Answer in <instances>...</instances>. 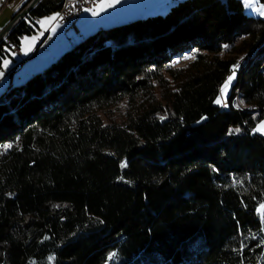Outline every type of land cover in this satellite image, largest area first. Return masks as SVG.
I'll return each mask as SVG.
<instances>
[{
	"label": "trees",
	"instance_id": "obj_1",
	"mask_svg": "<svg viewBox=\"0 0 264 264\" xmlns=\"http://www.w3.org/2000/svg\"><path fill=\"white\" fill-rule=\"evenodd\" d=\"M63 4L41 0L5 39ZM262 121L264 19L242 0L84 36L0 94V264H264Z\"/></svg>",
	"mask_w": 264,
	"mask_h": 264
},
{
	"label": "rangeland",
	"instance_id": "obj_2",
	"mask_svg": "<svg viewBox=\"0 0 264 264\" xmlns=\"http://www.w3.org/2000/svg\"><path fill=\"white\" fill-rule=\"evenodd\" d=\"M21 1L22 0H17L14 3H9L8 7L0 12V31L11 21L14 13L20 11L19 8L26 0ZM178 1L179 0H100L95 4L94 8L82 12L78 20L79 29L84 35L89 36L100 28H110L125 24L148 15L164 14ZM242 1L247 15L264 19V0ZM19 2H21L18 7L19 11L13 10V7L15 5L17 6ZM98 3H100V6L96 7ZM58 15L59 11L40 18L26 19L27 24L32 27L33 31L29 34L23 33L19 35L17 45L5 38L26 16L5 35L0 42V44L4 42L0 52V94L5 91L9 85H21L35 73L44 71L54 60L61 57L63 53L71 48H69L70 37L77 41L81 39L83 34H79L72 29L70 24L59 23L57 21ZM53 17L55 18L53 19ZM100 24L103 26L96 28ZM73 30L79 34L78 37L74 34ZM238 42L239 38H236L235 44ZM8 43L15 45L19 49L20 55H14ZM224 51H229V46H225ZM195 56V51H187L182 56L173 59L169 67L170 69L185 67L193 62ZM243 56L238 59L236 66L241 59V62H243ZM241 62L239 64L243 65L246 61L244 63ZM165 70H168V67H166ZM237 78L238 71H235V77L229 84L227 92L223 96H220L224 99L223 103L228 102L229 107L231 103L228 97ZM234 104L235 106L245 108L240 102L239 94L235 97ZM248 110L252 112L259 111L256 107L248 108ZM261 124H264V121H262L257 128ZM260 133L264 134V132ZM6 146L7 145L4 147Z\"/></svg>",
	"mask_w": 264,
	"mask_h": 264
},
{
	"label": "built area",
	"instance_id": "obj_3",
	"mask_svg": "<svg viewBox=\"0 0 264 264\" xmlns=\"http://www.w3.org/2000/svg\"><path fill=\"white\" fill-rule=\"evenodd\" d=\"M17 0H0V12L8 7L9 3H14ZM23 1V0H22ZM21 1V2H22ZM100 0H65L62 8L59 10V15L57 21L61 24H70L72 29L77 31L79 34L80 29L78 25V20L84 10H90L94 8L95 4ZM13 7V10H18L20 3ZM14 55H20L19 49L12 43H8ZM224 99H221L223 103Z\"/></svg>",
	"mask_w": 264,
	"mask_h": 264
},
{
	"label": "water",
	"instance_id": "obj_4",
	"mask_svg": "<svg viewBox=\"0 0 264 264\" xmlns=\"http://www.w3.org/2000/svg\"><path fill=\"white\" fill-rule=\"evenodd\" d=\"M41 0H30L26 6L21 9L12 19L11 21L0 31V42L3 40L5 35L21 20L23 19L32 9L38 4ZM263 210H261V214Z\"/></svg>",
	"mask_w": 264,
	"mask_h": 264
},
{
	"label": "snow or ice",
	"instance_id": "obj_5",
	"mask_svg": "<svg viewBox=\"0 0 264 264\" xmlns=\"http://www.w3.org/2000/svg\"><path fill=\"white\" fill-rule=\"evenodd\" d=\"M55 17H53L54 19ZM227 47V46H226ZM235 77V68L233 69V74L230 75L228 78H227V81L226 83L224 84V86L221 88V95L223 96L226 92H227V89H228V86L229 84L231 83V81L234 79ZM216 103H221V99H218L216 101ZM234 131H239V129H235ZM256 131H260V132H264V124H261L257 129ZM6 147H11V145H8ZM262 210H264V205L261 206Z\"/></svg>",
	"mask_w": 264,
	"mask_h": 264
},
{
	"label": "crops",
	"instance_id": "obj_6",
	"mask_svg": "<svg viewBox=\"0 0 264 264\" xmlns=\"http://www.w3.org/2000/svg\"><path fill=\"white\" fill-rule=\"evenodd\" d=\"M101 1H102V0H101ZM99 6H100V3H98V5H97L96 7H99ZM96 7H95V8H96ZM100 26H103V25L100 24V25H98L96 28H98V27H100ZM94 28H95V27H94ZM73 32H74V34H75L77 37L79 36V34H78L77 32H75L74 30H73ZM81 33H82V32H81ZM82 34H83V33H82ZM84 36H86V35L83 34V35L81 36V39L84 38ZM69 43H70L69 48H70V47H73L74 44L77 43V40H76V39H73L72 37H70V38H69Z\"/></svg>",
	"mask_w": 264,
	"mask_h": 264
},
{
	"label": "bare ground",
	"instance_id": "obj_7",
	"mask_svg": "<svg viewBox=\"0 0 264 264\" xmlns=\"http://www.w3.org/2000/svg\"><path fill=\"white\" fill-rule=\"evenodd\" d=\"M248 56H249V55H248ZM248 56L243 57V62H241L242 59L240 60V62H241V63H244L245 61H247ZM240 62H239V63H240ZM239 63H238V65H237L238 68H240L241 66H244V64H245L246 62H245L243 65H241V64H239ZM223 106H224L225 108H227L228 104L225 102V103H223Z\"/></svg>",
	"mask_w": 264,
	"mask_h": 264
}]
</instances>
